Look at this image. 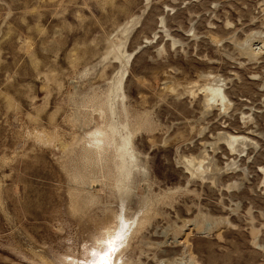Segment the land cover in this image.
<instances>
[{
  "label": "rangeland",
  "instance_id": "obj_1",
  "mask_svg": "<svg viewBox=\"0 0 264 264\" xmlns=\"http://www.w3.org/2000/svg\"><path fill=\"white\" fill-rule=\"evenodd\" d=\"M109 227L264 264V0H0V264H113Z\"/></svg>",
  "mask_w": 264,
  "mask_h": 264
},
{
  "label": "bare ground",
  "instance_id": "obj_2",
  "mask_svg": "<svg viewBox=\"0 0 264 264\" xmlns=\"http://www.w3.org/2000/svg\"><path fill=\"white\" fill-rule=\"evenodd\" d=\"M216 91V90H215ZM220 90H217V92H219ZM219 94H222L221 93V91L219 92ZM107 136V134L104 132V131H102L100 128L99 129H96L95 130V132H94V134H93V140L95 141V144H96V147L98 148V149H101V147H102V144L100 143V141H101V139L102 138H106V139H108V137H106ZM245 140V139H244ZM123 165H126V163H125V161L123 162ZM125 221V220H124ZM126 222H127V220H126ZM140 224L142 225V223L140 222ZM123 225V224H122ZM124 225H125V223H124ZM111 226H113V224L111 225ZM115 226V225H114ZM113 226V227H114ZM106 227V226H105ZM141 227V226H140ZM112 228V227H111ZM109 229H110V227L108 228V231H109ZM113 229H115V228H113ZM121 229V228H120ZM119 228L118 229H115V230H117L118 231V235H117V233L115 232V230L114 231H112V232H110L109 231V233H108V231H107V233L105 234V235H107L106 236V241H105V238H102V240L101 241H99V242H102L103 240H104V242H107V243H109V245H110V247L109 248H111L112 250L115 248V247H120V246H123V248H124V246H126V242L124 243H122V244H117L116 242L118 241V239L119 238H121L123 235H122V231L120 230ZM103 230V229H102ZM112 230V229H111ZM106 232V231H105ZM104 236V235H103ZM122 239V238H121ZM123 241V240H122ZM128 245V244H127ZM106 247V246H105ZM124 250H125V248L123 249V250H121L120 252H118L116 255H115V259H114V263L113 264H118L119 263V256L120 255H122L121 253L122 252H124ZM117 251H118V249H117ZM112 252L109 250L108 251V253L106 254V256H104L103 257V254L102 255H100V253H98L97 254V258H96V260H97V262H96V264H105L106 263V261H108V262H110V261H112L111 259H112V254H111ZM111 254V255H110ZM100 255V256H99ZM107 255H109V256H107ZM105 257H107V260L105 259ZM121 257V256H120ZM69 259V258H68ZM72 260V259H71ZM70 262H72V261H70ZM105 262V263H104ZM73 263V262H72Z\"/></svg>",
  "mask_w": 264,
  "mask_h": 264
}]
</instances>
